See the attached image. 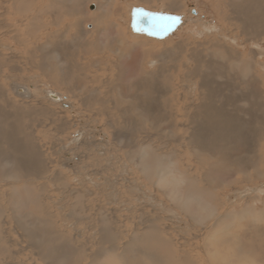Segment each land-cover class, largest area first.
Wrapping results in <instances>:
<instances>
[{"label":"rangeland","instance_id":"rangeland-1","mask_svg":"<svg viewBox=\"0 0 264 264\" xmlns=\"http://www.w3.org/2000/svg\"><path fill=\"white\" fill-rule=\"evenodd\" d=\"M146 1L149 5L143 6L141 0L0 1V58L7 64L0 67V99L4 98L0 112L5 115L4 122L0 121V138L13 136L14 142L24 145L31 142L41 161L38 171L34 169L36 176L20 178L22 190L13 186V178L0 181V199L5 205L0 215V264H59L55 257L60 251L52 250L62 247L69 253L63 257L64 264H154L147 254H156V261L162 260L158 264H169L171 254L184 255L191 264H216L212 255L219 257L221 264H264V179L205 189L206 167L197 164L196 145L188 142L199 129L190 126L189 118L196 115L198 121L203 119L199 113L202 106H196L200 97L195 78L198 69L210 67L218 75L225 73L224 65L256 57L255 68L264 91V36L247 28L242 31V23L235 22L226 0H175L179 12L163 8L168 0ZM236 1L238 16H245L244 5L251 0ZM252 1L264 10L263 0ZM136 11L174 17L177 26L162 39L136 33L132 26ZM106 23L109 39L124 32L125 43L132 46L128 58L117 60V64H112L115 62L105 50L84 53L91 33ZM52 35L57 44L70 49L59 67L67 78L64 82L51 72L47 78L37 68L48 61L42 49L46 53L56 50L49 45ZM146 49H152V58L145 60L139 54ZM60 53L57 50L55 57ZM142 70L153 72L154 86L160 92L153 97L156 113L144 117L143 124L130 113L110 110L114 103L110 97L120 91L128 99L125 90L141 81ZM75 83L78 91L64 92ZM16 84L24 87L19 96L14 93ZM49 93L61 101L53 102ZM174 93L178 101L169 106ZM158 115L161 117L153 119ZM201 128L211 129L206 125ZM258 133L253 130L246 139L253 160L264 155V136ZM203 145L211 149L208 141ZM5 147L1 142L0 148ZM137 149L147 153L148 162L160 169L172 165L168 179L181 182L177 192L208 202L204 212L213 216L199 222L189 220L161 188L138 171L140 159L130 155ZM204 160L206 166L207 155ZM226 180L223 175L221 181ZM9 188L11 199L6 196ZM11 205L18 207L14 215ZM19 218L32 224L28 231L40 239L45 230L46 237L52 233L60 240L47 241L52 250L38 251L37 243L26 239L17 227ZM37 218L43 224L36 226ZM214 230L219 233L211 239ZM104 237L110 238L105 241ZM62 242L66 245L61 246ZM153 250L159 252L142 253Z\"/></svg>","mask_w":264,"mask_h":264},{"label":"bare ground","instance_id":"bare-ground-1","mask_svg":"<svg viewBox=\"0 0 264 264\" xmlns=\"http://www.w3.org/2000/svg\"><path fill=\"white\" fill-rule=\"evenodd\" d=\"M141 1H143V3H142L143 6H144V4L149 5L148 1H146V0H141ZM259 2L261 3V0H259ZM30 3H31V1H30ZM237 4H238V1H236V0H226V2H225V6H227L229 9H232L231 12L235 15V18H234L235 22L237 21L238 23L239 22L242 23V25L240 26V29L243 31V30H245L244 28H247V29L252 30L253 33L260 34V37L264 36V23H263L264 21L261 22L262 20H264V10L261 8V6L259 8H257L258 4L255 1H252V0L248 1L246 3V5H244L245 9L242 8L245 11L244 13H246V14H245V16L240 14L241 15V16L239 15L241 17L240 18L237 14V6H235ZM163 5H164L163 8L166 10L168 9V10H171L174 12H179L181 10V7L178 6V3H176L175 0H168V2L166 4H163ZM145 7H147V6H145ZM142 15L147 16L151 25L154 26L153 29L147 30V29L141 28L140 26H137L136 19ZM30 16H32V15L29 14V17L28 16H26V17L30 18ZM246 16H248V17L251 16V18L248 19ZM106 19H107V17L102 19V22H104ZM176 24H177V19L174 17H169V16L166 17V16H162V15L148 14L144 11H136V13L133 17V22H132L133 30H135L136 33H144L147 35V37H154V38H158V39H162L159 37L164 38V37L168 36V34L172 30H174V27L177 26ZM71 27H74V26H71ZM108 30H109V24L106 23L105 25L102 26V28H99L98 31L91 33L93 35L90 36L89 41L87 40L88 42L86 44L84 53L86 55V53L87 54H90L93 52L94 53L95 52L100 53L101 51L103 52V50H105V51H107V54H109L111 57L110 61L113 60L115 62L112 64H117V60L120 61L121 59H123V58L125 59V57L128 56L126 54L129 50H131L132 46H131V44L125 43L124 32H120L121 34L117 33L114 36L115 38L112 37V39L111 38L109 39V36L107 35ZM76 31H77V29H76ZM100 35H101V37H100ZM53 36H55V35H52V37L50 39L48 38L49 39L48 41H49V45L54 46L56 50H52V51H49L48 53H46L42 49V53L45 55V57L47 56L46 59L49 61V63H48V61L47 62L46 61H42V62L40 61L41 63L37 64V68L43 74H46L47 78H48V73L51 72V73H53V76H55V78H59L60 80H63V82H64V80L67 78H65L66 76H65L64 72L59 70V69H61L59 67H60V63H62V61H64V59L67 58L66 55L68 54L70 49L67 47L63 48V46L60 45V43L57 44L56 43L57 38L53 37ZM262 38L264 40V37H262ZM33 39L34 38H32L31 41H34ZM257 39H259V37ZM27 41H29V39ZM223 44H225V43H223ZM31 45H33V44H31ZM33 46H35V45H33ZM25 47H27V46H25ZM56 47H58V48H56ZM36 48H38V47H36ZM62 48H63V50H62ZM134 49H136V48L134 47ZM57 50H59L62 53V55L60 53L59 57L58 56L55 57ZM29 52H27V53H29ZM151 52H152V49L151 50L150 49L142 50V52H141V54H139V56L145 60L150 59V58H152ZM35 53L36 52H35V48H34L32 53H29V56L31 58H33ZM222 55H224V54H222ZM107 58H109V57L107 56ZM126 58H128V57H126ZM156 58H154V59H156ZM255 58L256 57L251 58L250 59L251 61H249V62L244 61V60H239V62H236L235 64L233 63L229 66L224 65L225 73H222V74L220 73V74L216 75V74H214V72L211 71L210 67H206V68H204V70L198 69V72H200V74L198 73L195 76V78L198 80L197 81V86H198L197 92L200 93L199 102L197 103L196 106H199V105L202 106V108H199L200 109L199 113H201V115H203V117H202L203 119H200V121H198V118H196V115L192 118H189L188 121H189L190 126H192V127H198L199 126L198 127L199 129H197V131H194V135H192V134L190 135L191 137H189L188 142L190 144L194 145V147L196 145V149L194 148V155L196 157V161L198 162L197 164L202 168L206 167V171H205V174H204V177L202 180V183L204 184L205 189H214V190L215 189H221L225 186L232 185L230 183H235L234 186H236L240 182L241 183H251L252 179L253 180H257V179L263 180L264 179V155H263V153H261V155L257 156V158H256L257 160H253V159H255L254 155H253L254 152L250 148V146L248 144L249 142L248 141L246 142V139L248 137L247 134L250 132H253V130H255V134H257V135H259L258 132L261 131L262 135L264 136V91L261 90L262 85H260V83H259V81H260L259 80V71L257 72V70L255 68V65H256ZM134 60H136V59H134ZM153 62H154V60H153ZM158 63H160V66L163 65V63L160 62L159 60H158ZM1 66H5V67L7 66V64L5 63V61H3V59L0 60V67ZM116 66H119V65H116ZM203 71H204V73L202 75ZM82 72H84V69ZM261 74H263V73H261ZM72 75H74V73ZM80 75H83V73H80ZM46 76H44V77H46ZM140 76H142L141 81H139L137 84H135V86H130L129 88H127L125 90L126 94L128 95V97H127L128 99H125L126 97H124V95H122V92H120V91H118V93L115 96L113 95L112 97H110L114 100V103L111 105L112 107L110 106L111 107L110 110H113L114 112H117V113H119V111H123L124 113L125 112L130 113L135 118L138 117L139 123L143 124L144 123V117H148L152 113H154V114L156 113V111H154V110H156V103H155V99L153 97L155 95H158L160 92L154 86L155 77L153 75V72H152V74H148L145 70H142L140 73ZM78 78L80 79L81 77L79 76ZM79 79H78V81L81 80V79L80 80ZM73 80L75 82H78L74 78H73ZM262 83H264V82L261 81V84ZM227 84L231 85V87L229 89L227 88ZM165 85H167V84H165ZM77 86L78 85L75 83L72 85V87L70 89L67 88L64 92L72 94L73 92L78 91ZM4 87L6 88L5 85H4ZM5 88H3V90L6 91L7 89H5ZM143 89H145L146 91H143ZM23 90H24L23 86H19L16 84L14 93H15V95L17 94L19 96V94L24 93ZM171 90H172V92H175V91H173L174 89H171ZM140 91H142V93H144L143 96L135 93V92H140ZM48 95H50V100H52L53 102H60L61 101L60 97H57L54 94L49 93ZM3 96H4V94H3ZM90 96H91V94H90ZM170 98H171V96H170ZM1 99H4V98L2 97ZM176 100H177V95L174 93V95H172V98H171L170 102L168 103V105L170 106L171 104L176 103ZM2 102H3V100H2ZM163 106L167 107V103L164 101H163ZM106 110H102V112L105 113ZM165 111H167V110H164V112ZM197 115H198V113H197ZM159 117H161V115H158V117H153V119L159 118ZM4 120H5V115H3L0 112V121L4 122ZM145 121H148V120H145ZM205 125L208 126L209 128H211L212 130L206 129V128L202 129L201 127H203ZM220 132H222V133H220ZM218 133H220V134H218ZM254 136H256V135H254ZM13 139H14L13 136L0 138V145H1V142H5L7 145V147H5V149L0 148V179H1L0 181H2L4 178L5 179L13 178V180H14L13 182L16 183L13 186L15 188L22 190L23 184L19 183L20 178H23L24 175L35 174L34 169H36V167H39V168L41 167V166H37V165H39V163H41V161H40V157H39L38 152L36 151L34 153L36 148H33V145L31 142H28L27 144L24 145V144H19L16 141L14 142ZM205 141H208V143H210V145H211L210 150L208 149V147L206 145L205 146L203 145L205 143ZM255 152L257 155L258 150H255ZM130 155H131V157H136V158L139 157L140 167H139L138 171L152 185L158 186L159 188H161L162 191H164L163 194L171 200L172 204L179 207L182 210V212L189 218V220L191 219L195 222H199V221L205 220L207 218V216L208 217H210L211 215L213 216L212 213L207 214L206 212H204L208 208V205H209L208 202L200 201L197 196L188 197V196H184L180 192H177L178 191L177 187L179 185H181V182L178 179H172V180L168 179V175L172 172V169H173L171 167L172 165H170L168 168H164L161 166V169H160L158 166H154L148 162L147 153H144V152H142V150H138V149L135 152L133 151ZM205 155L208 156V160H209V162L206 166L204 165ZM145 156H146V158H145ZM38 169H36V170L38 171ZM26 172H28V173H26ZM31 172H33V173H31ZM14 173H18V175H14ZM251 174H253V175H251ZM37 175H39V173H37ZM223 175L228 177L229 182L227 180H226V182L221 181V178ZM35 176H36V174H35ZM24 187L26 188L27 185H24ZM9 190H10L9 193H8V195L6 194V196H8V198L11 199V196H10L12 194L11 188H9ZM37 196L39 198L40 194H38ZM38 198H37V200H39ZM3 200L4 199H2V200L0 199V215L3 213V210H2V206H3L2 201ZM19 200H20V198H19ZM22 201H25V200H22ZM7 205H9V204L7 203ZM209 207L212 208L211 205ZM17 210H18L17 205L12 206V209H11L12 215H14ZM259 213L260 212L255 213V214L258 215ZM262 214H264V212H262ZM22 218L17 219L18 221L15 220L16 225L19 229H21L26 234V236H25L26 239L28 238V240L32 243H34V242L37 243V245L35 246L37 250L39 249L42 252H46L47 248L52 250L51 246L49 244H47V241H54V243H55L56 241L58 242V240H60L57 235H52V233L50 234L49 237H46L45 230H42L44 233V237H41V239H40L39 238L40 236L38 237V235H36L35 233H31L28 231L29 226L32 224H27V220L22 219ZM43 222H44V220H43ZM40 223H42V220L37 218L36 226L39 225ZM33 226H35V225H33ZM218 233H219L218 230H214L212 232L213 236L211 237V239H213V237H215L216 234H218ZM108 238H110V237H104V240L106 241ZM64 245H66V242H62L61 246H64ZM212 245H214V244H212ZM156 246H158V245H156ZM168 246L170 247V245H168ZM62 248H60V249L58 248L59 250L57 248L55 250H52V253H55L56 250L58 252L60 251V253H58V256L55 257L58 260L59 264H64L63 262H64L65 258H63V257H65V255L68 253L67 250H64ZM157 252H159V251L153 250L151 252H148V251L145 252L144 251L142 253H157ZM187 253H185V254H187ZM147 256L150 258V260L153 261L154 264H158V262H162V260L156 261V257H157L156 254L155 255L147 254ZM170 256L171 257H169L167 260V262H169V264H184V263L185 264H191V263H189L190 261H188L184 257V255L183 256L180 255L178 257H175L173 254H171ZM210 257H211V260L213 259V261L216 264H221L219 259H218L219 257L214 258L215 256H213V255ZM216 257H217V254H216ZM43 258H44V256H43ZM245 259L246 258L243 256L242 259L240 260V262L243 263L245 261ZM194 260H196V259H194ZM176 261H178V262L176 263ZM164 263H166V262L164 261Z\"/></svg>","mask_w":264,"mask_h":264},{"label":"water","instance_id":"water-1","mask_svg":"<svg viewBox=\"0 0 264 264\" xmlns=\"http://www.w3.org/2000/svg\"><path fill=\"white\" fill-rule=\"evenodd\" d=\"M136 24L137 26H140L141 28L147 29V30H151L154 28V26L151 25L149 19L147 18V16H139L136 19Z\"/></svg>","mask_w":264,"mask_h":264},{"label":"snow or ice","instance_id":"snow-or-ice-1","mask_svg":"<svg viewBox=\"0 0 264 264\" xmlns=\"http://www.w3.org/2000/svg\"><path fill=\"white\" fill-rule=\"evenodd\" d=\"M159 38H163V37H159Z\"/></svg>","mask_w":264,"mask_h":264}]
</instances>
